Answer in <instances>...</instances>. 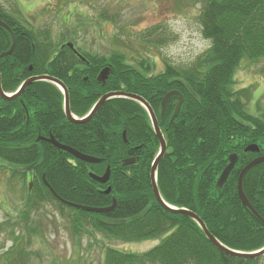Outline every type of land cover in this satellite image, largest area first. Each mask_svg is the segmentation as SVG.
<instances>
[{"label":"trees","instance_id":"obj_1","mask_svg":"<svg viewBox=\"0 0 264 264\" xmlns=\"http://www.w3.org/2000/svg\"><path fill=\"white\" fill-rule=\"evenodd\" d=\"M200 17L202 35L211 42L208 50L185 68L167 65L159 74L147 76L149 69L144 60L129 65L123 56L115 54L107 60L90 57L85 68L84 63L67 55L70 51L66 44L55 46L49 33L34 34L5 11L0 1V19L17 35L11 54L0 58L2 87L14 90L9 84L15 86L32 75L56 76L67 85L70 110L77 117L84 116L106 92L122 90L141 95L155 112L167 145L156 169L162 199L197 214L210 233L228 248L254 251L264 246V161L252 166L242 180L248 201L262 219L243 206L237 183L241 167L254 155L245 153L244 147L257 143L264 151V115L247 108L250 91L246 87L234 89L233 74L240 61L264 56V0H207ZM10 45L7 31L0 26V52ZM61 46L68 52L59 51L53 58L52 49ZM106 65L111 67L107 80L97 82L95 75ZM84 74L88 75L86 80ZM54 90L44 81L26 87L22 96L27 108L34 106L33 121L38 126L40 123L47 135L51 131L58 142L102 161L87 163L58 150L47 140L36 142L33 126L22 122L18 102L11 101L10 118L2 114L1 102L0 160L24 168L19 170H24L23 176L33 185L32 203L35 196L54 201L60 211L74 215V228H83L87 222L116 239L160 238L140 254L109 250L104 258L107 264L257 262L259 257L232 256L219 250L189 215L170 211L157 201L150 170L159 143L145 109L137 101L113 97L88 120L74 122L63 113L60 92L57 90V100L51 97ZM172 90L183 95L173 117L177 95H172L162 110L160 107L164 94ZM234 152L239 154V166L218 188L217 177L228 155ZM108 165L106 183L90 177V172L101 174ZM44 179L70 202L107 207L115 199V204L106 212L68 206L51 194ZM107 186L108 193L104 192Z\"/></svg>","mask_w":264,"mask_h":264},{"label":"rangeland","instance_id":"obj_2","mask_svg":"<svg viewBox=\"0 0 264 264\" xmlns=\"http://www.w3.org/2000/svg\"><path fill=\"white\" fill-rule=\"evenodd\" d=\"M0 1L21 24L37 34L49 33L55 46L70 42L81 53L106 60L121 55L129 65L144 60L147 76L167 65H191L211 43L200 22L207 0ZM244 87L250 91L247 108L263 116L264 56L236 66L233 88ZM19 169L24 168L0 160V264H107L109 250L140 254L159 242L116 239L87 222L74 228V215L60 211L54 201L35 196L32 203L33 185ZM255 264H264V255Z\"/></svg>","mask_w":264,"mask_h":264},{"label":"water","instance_id":"obj_3","mask_svg":"<svg viewBox=\"0 0 264 264\" xmlns=\"http://www.w3.org/2000/svg\"><path fill=\"white\" fill-rule=\"evenodd\" d=\"M0 25L6 29L10 34H11V38H12V44L10 46V48L3 52L1 55H6V54H9L11 53L12 51V48H13V45H14V36H13V33H12V30L10 29V27L4 23L3 21L0 20ZM69 46H72L70 43H69ZM109 67H104L98 74L97 76V80L99 82H104L105 79L107 78V75L109 73ZM43 79H48V80H51L53 81L54 83H56L63 91L64 93V112H65V116L67 119L71 120V121H74V122H83V121H86L88 120L89 118H91L93 116V114L97 111V109L106 101L108 100L109 98H112V97H126V98H130V99H133V100H136L138 101L147 111L149 117H150V121H151V124H152V128H153V131H154V134L156 136V138L158 139V142H159V153L158 155L155 157L152 165H151V170H150V180H151V187H152V191L154 193V196L155 198L157 199V201L166 209L170 210V211H173V212H183V213H186L187 215H189L192 219H194L196 221V223L199 225V227L202 229L203 233L205 234V236L207 237V239L212 243L213 246H215L216 248H218L219 250L229 254V255H232V256H240V257H244V258H256V257H259L261 255L264 254V247L260 250H257V251H249V252H243V251H237V250H234V249H231V248H228L227 246L223 245L220 241H218V239L212 235L210 233V231L207 229L206 225L204 224V222L201 220V218L187 210V209H184V208H174V207H171L169 204H167L163 199L162 197L160 196V193L158 191V187H157V183H156V169H157V164H158V161L160 160V158L163 156L165 150H166V141L164 139V136L158 126V123H157V119H156V116L152 110V108L150 107V105L148 104V102H146V100L144 98H142L140 95H137L135 93H129V92H126V91H112V92H108L104 95H102L97 101L96 103L93 105L92 109L90 110V112L85 116L83 117L82 119H79V118H75L71 112H70V109H69V105H68V93H67V90L64 86V84L58 80V79H55L54 77H50V76H46V75H42V76H36V77H31L29 79H27L26 81H24V83H22L19 91H17V93H15L14 95L12 96H7L6 94H4L1 90V87H0V96L3 97V98H6V99H11V98H15L17 95L20 94V92L25 88L26 85H28L29 83L33 82V81H37V80H43ZM172 95H177L178 96V101L174 107V111L171 115V117L175 116V114L177 113L182 101H183V96L180 92L178 91H169L167 92L163 98H162V101H161V108L164 107L165 103L167 102V100L172 96ZM123 139L124 141L126 142V137H125V132H123ZM49 141L57 148L59 149H63L67 152H69L71 155H73L74 157L82 160V161H85V162H88V163H98V162H101L102 161V158H99V157H95V156H92V155H87V154H84V153H81L75 149H73L72 147L68 146V145H64V144H61V143H58L54 137H51L49 139ZM246 151H256L258 150V147L254 144L252 145H249L245 148ZM261 160H264V155H262L261 157H258V158H255L253 159L251 162H249L241 171L240 175H239V178H238V185H237V190H238V195L240 197V200L242 202V204L248 208L251 213L253 215H255L257 218L259 219H262L260 217V215L256 212L255 209H253V207L251 206V204L249 203L248 199L246 198L244 192H243V189H242V177L243 175L245 174V172L250 168L252 167L254 164H256L257 162L261 161ZM237 161V155L236 154H231L229 155L228 157V163L226 164V166L223 168V170L221 171L220 175H219V178L217 180V186L220 188L224 181L226 180L227 176L229 175L230 171L232 170L233 166L235 165ZM90 177L99 182V183H106L109 179V175H110V167L107 166L105 168V171L101 174V175H98V174H95V173H92L90 172L89 173ZM44 178V176H43ZM44 183L47 185V187L49 188L50 192L52 193V195L57 199L59 200L61 203L63 204H66L68 206H71V207H75V208H81V209H84V210H88V211H94V212H106V211H109L113 208L114 204H115V199H112V204L110 206H107V207H95V206H87V205H81V204H77V203H74V202H70L68 200H65L63 199L62 197H60L55 191L54 189L48 184V182L44 179ZM110 191V187L108 186L104 192L108 193Z\"/></svg>","mask_w":264,"mask_h":264},{"label":"flooded vegetation","instance_id":"obj_4","mask_svg":"<svg viewBox=\"0 0 264 264\" xmlns=\"http://www.w3.org/2000/svg\"><path fill=\"white\" fill-rule=\"evenodd\" d=\"M8 33V35H9V38H10V40H11V42H12V38H11V34L9 33V32H7ZM34 34H36V33H34ZM13 36H14V45H15V40H16V34L15 33H13ZM61 44H66V43H61ZM60 45V44H59ZM14 47V46H13ZM68 49V51H70V53H68L67 55H70V56H73L74 58H76V60H79V61H81L82 63H84V66H85V68L86 67H88V63H89V58H90V56H87V55H85L84 53H81L74 45H73V47H68L67 48ZM13 50V49H12ZM5 51V50H4ZM4 51H2V52H4ZM59 51H64V52H68L66 49L64 50V47L63 46H61V47H55L54 48V50L52 49V52L54 53L52 56H53V58H54V56L56 55V54H59L58 52ZM2 52H0V58H3V57H5V56H8V55H10V54H7V55H1V53ZM12 52V51H11ZM8 60H10V59H8ZM80 67H82V65H80V66H78V67H76L77 69L78 68H80ZM105 67V66H104ZM102 68V67H101ZM31 69V67H29V70ZM72 70V67L71 68H69L68 69V72H70ZM100 71V69L98 70V72ZM109 72H110V69H109ZM109 74V73H108ZM42 75H48V76H50V77H54L55 79H58V80H60L63 84H64V86H65V88H66V90H67V93H68V97H69V91H68V87H67V85L61 80V79H59L58 77H56V76H53V75H50V74H42ZM32 76H35V75H32ZM88 78V76H83V79L84 80H86ZM96 78V77H95ZM96 80H97V78H96ZM37 81H44L45 83H49V84H52L53 86H54V88H55V90H54V92L55 93H53L52 95H51V97L54 99V100H57V90L60 92V94L62 95V102H63V99H64V93H63V91L61 90V88L56 84V83H54L53 81H51V80H48V79H44V80H37ZM98 81V80H97ZM22 81H20V82H18V83H21ZM34 82H36V81H34ZM19 86H20V84L14 89V90H4L3 89V87H2V75L0 74V87H1V90H2V92L4 93V94H6L7 96H12V95H14L15 93H17V91H18V89H19ZM28 87V86H27ZM26 89V88H25ZM25 89L24 90H22L21 92H20V94L18 95V96H16L15 98H13V99H6V98H3V97H1L0 96V103L1 102H3V109H2V114L4 115V117L5 118H10L11 117V108H10V105H11V101H17L18 102V108H19V112L21 113V117H22V122H24V124L26 123V122H30V125H32L33 126V131H34V133H35V135H36V142H38V141H41V140H47V142H50L49 141V138H50V136L52 135L50 132L51 131H49V133H48V135L46 134V131L42 128V126H41V124L39 123V126L33 121V117H34V108H31V107H34V106H31V107H29V108H27V105H26V99H24V97L22 96L23 95V92L25 91ZM63 113L65 114V112H64V106H63ZM51 143V142H50ZM249 144V143H248ZM260 145V144H259ZM258 145V146H259ZM261 146V145H260ZM243 151L246 153V152H248V153H253L254 155H253V157H250L249 159H248V161H246L245 163H244V165L245 164H248L251 160H253V159H255V158H258V157H261L262 155H264V151H263V149L261 148V147H258V150H256V151H245L244 149H243ZM237 161H236V163H235V167L237 166H239L238 165V163H239V154H237ZM264 160H261V161H259V162H257L256 164H259L260 162H263ZM256 164H254V165H256ZM243 165V166H244ZM253 165V166H254ZM233 166V168H235ZM236 167V168H237ZM242 168V167H241ZM251 168V167H250ZM249 168V169H250ZM248 169V170H249ZM247 170V171H248ZM246 171V172H247Z\"/></svg>","mask_w":264,"mask_h":264}]
</instances>
